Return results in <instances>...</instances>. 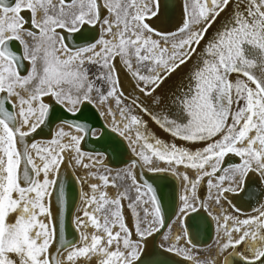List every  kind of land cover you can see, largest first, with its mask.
Instances as JSON below:
<instances>
[{"label":"snow or ice","instance_id":"6c2138e0","mask_svg":"<svg viewBox=\"0 0 264 264\" xmlns=\"http://www.w3.org/2000/svg\"><path fill=\"white\" fill-rule=\"evenodd\" d=\"M0 264H264V0H0Z\"/></svg>","mask_w":264,"mask_h":264}]
</instances>
